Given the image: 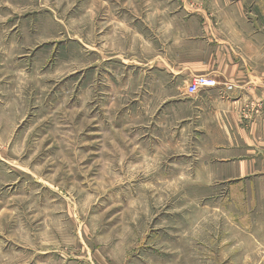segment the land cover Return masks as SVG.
Returning a JSON list of instances; mask_svg holds the SVG:
<instances>
[{"label":"rangeland","instance_id":"rangeland-1","mask_svg":"<svg viewBox=\"0 0 264 264\" xmlns=\"http://www.w3.org/2000/svg\"><path fill=\"white\" fill-rule=\"evenodd\" d=\"M221 3L257 11L0 0V264H240L239 204L188 155L185 84L153 61L164 45L182 62L196 11Z\"/></svg>","mask_w":264,"mask_h":264},{"label":"crops","instance_id":"crops-1","mask_svg":"<svg viewBox=\"0 0 264 264\" xmlns=\"http://www.w3.org/2000/svg\"><path fill=\"white\" fill-rule=\"evenodd\" d=\"M255 6L250 16L226 3L199 8L183 61L169 57L164 45L153 59L162 78L187 85L208 75L218 83L189 98L179 86L173 103L190 112L184 118L192 134L188 155L207 174L203 178L223 184L227 204H239V211L226 209L225 218L239 230L232 244L240 264H264V0ZM169 87L161 85L164 92Z\"/></svg>","mask_w":264,"mask_h":264},{"label":"built area","instance_id":"built-area-1","mask_svg":"<svg viewBox=\"0 0 264 264\" xmlns=\"http://www.w3.org/2000/svg\"><path fill=\"white\" fill-rule=\"evenodd\" d=\"M218 83L214 77L208 75H196L192 77L186 86V91L189 95H195L199 93L204 88L216 86ZM232 86L227 85V88L230 89Z\"/></svg>","mask_w":264,"mask_h":264}]
</instances>
